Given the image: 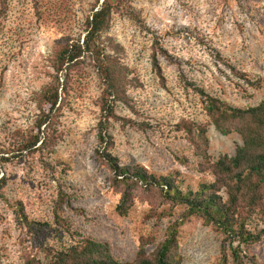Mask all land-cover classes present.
I'll return each instance as SVG.
<instances>
[{
  "label": "rangeland",
  "instance_id": "obj_1",
  "mask_svg": "<svg viewBox=\"0 0 264 264\" xmlns=\"http://www.w3.org/2000/svg\"><path fill=\"white\" fill-rule=\"evenodd\" d=\"M97 2L7 0L0 19V264H45L48 250L52 255L73 243L66 225L73 238L107 243L122 263H131L143 243L152 252L186 208L163 200L156 188L138 186L130 209L119 215L120 194L94 156L100 125L121 166L172 174L182 191H195L212 176L199 170L201 160L175 126L207 123L198 90L241 109L264 101V0H129L113 12L99 39L105 54L128 72L125 103L113 104L114 117L106 123L102 82L82 58L52 128H41L43 134L55 129L56 143L49 150L20 151L39 115L37 95L51 81V55L64 41L82 42L84 19ZM153 54L161 78L152 68ZM207 131L212 162L234 155L242 144L237 134L222 136L211 124ZM20 209L31 225L18 217ZM55 215L64 221L60 228ZM260 217L246 222L249 233L261 236L248 246L229 242L196 216L185 220L177 228L181 264H218L222 258L235 264L232 250L239 264H264Z\"/></svg>",
  "mask_w": 264,
  "mask_h": 264
},
{
  "label": "trees",
  "instance_id": "obj_2",
  "mask_svg": "<svg viewBox=\"0 0 264 264\" xmlns=\"http://www.w3.org/2000/svg\"><path fill=\"white\" fill-rule=\"evenodd\" d=\"M112 1L101 0L100 4L97 2L91 10L92 13L85 17V35L81 43L79 38L64 41L51 55L50 67L53 71L51 81L37 95L36 107L39 115L31 130L33 134L31 135L30 131L22 139L20 151L49 150L56 143L55 129L51 134L46 132L52 128V119L57 117L56 112H59L65 103L72 75L75 70L80 69L82 58H87L91 62V67L102 82L100 110L102 113L105 112L106 123L108 119L114 117L113 104L125 103V88L130 83L127 80L128 72L121 67L117 57L105 54L104 47L99 42L101 34L109 27L113 12L119 11L127 4L126 2H129L115 0L111 3ZM7 9V0H0V19ZM160 53L166 56L164 51ZM151 62L154 72L161 78L157 54L152 55ZM198 92L207 123L203 125L180 122L175 126L177 131L185 132V139L194 155L201 160L199 170L212 176L211 182L200 184L195 191H182L177 178L172 174L160 177L149 174L138 165L121 166L117 158L111 154V138L106 133L102 134V131L106 130L104 125H100L97 136L99 147L94 150V156L106 165L112 176L109 180L111 187L120 194L116 206L119 215H126L130 209L133 192L138 186L149 191L156 188L163 200L186 208L181 219L167 227L164 239L156 248L147 254L143 249V243L131 263H122L113 259L107 243L96 242L91 238H73L66 225L64 232L70 234L73 243L52 255L51 250H48L51 258L45 264H181L177 228L193 216L198 217L205 226H214L229 242L237 239L240 244L248 246L260 240L259 234L254 235L247 231L246 222L253 214H260L264 222V101L255 107L241 109L228 105L202 90ZM208 124L222 136L231 133L240 136L242 144L236 148L234 155H223L213 162L210 161L206 137ZM42 127L43 130H47L45 134L41 131ZM3 183L4 179H0V189ZM60 203L59 209L64 203L63 198ZM18 217L24 219L28 226L32 224L25 220L26 216L22 209L19 210ZM55 220L59 228L62 225L60 222L64 223L57 215ZM262 234L264 235V230ZM231 257L235 264H239L236 250H232ZM25 264L40 263L30 259ZM218 264H226L225 259L222 258Z\"/></svg>",
  "mask_w": 264,
  "mask_h": 264
}]
</instances>
